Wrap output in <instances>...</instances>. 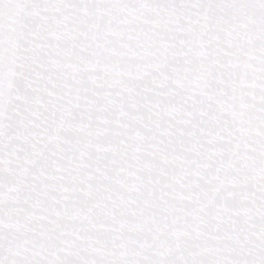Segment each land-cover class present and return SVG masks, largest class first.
<instances>
[{"label":"snow or ice","instance_id":"snow-or-ice-1","mask_svg":"<svg viewBox=\"0 0 264 264\" xmlns=\"http://www.w3.org/2000/svg\"><path fill=\"white\" fill-rule=\"evenodd\" d=\"M0 264H264V0H0Z\"/></svg>","mask_w":264,"mask_h":264}]
</instances>
